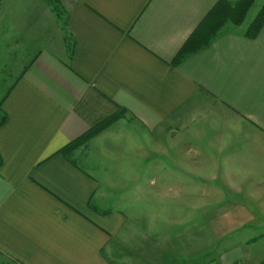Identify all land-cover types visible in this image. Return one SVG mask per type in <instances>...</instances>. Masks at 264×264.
<instances>
[{"label":"crops","instance_id":"1","mask_svg":"<svg viewBox=\"0 0 264 264\" xmlns=\"http://www.w3.org/2000/svg\"><path fill=\"white\" fill-rule=\"evenodd\" d=\"M220 1L54 0V10L43 0L26 19L2 4L0 74L11 69L12 81L0 101L1 256L141 264L142 252L143 264H264V216L251 208L264 211V25L253 39L247 27L226 25L175 63ZM116 113L87 144L95 150L83 153L85 166L60 154ZM120 127L143 134L134 150L150 160L135 184L153 206H224L205 238L193 216L186 236L184 218L162 212L159 223L173 221L174 230L155 236L158 214L104 207L94 152ZM122 251L118 263L109 256Z\"/></svg>","mask_w":264,"mask_h":264},{"label":"rangeland","instance_id":"2","mask_svg":"<svg viewBox=\"0 0 264 264\" xmlns=\"http://www.w3.org/2000/svg\"><path fill=\"white\" fill-rule=\"evenodd\" d=\"M47 1V0H45ZM239 0H237L234 3H231V5L237 3ZM9 4L10 9L7 12V15L10 17H24L26 19L28 16L25 13L33 12L34 15H36V11L45 6V3L43 0H3V2H0V10L2 4ZM56 2V1H55ZM53 0V4L56 7ZM264 4V0H254L253 6L248 11L246 17H244V21L241 24V29H245L250 25V23L254 20L258 12L260 11L261 7ZM24 14V15H23ZM23 15V16H22ZM226 25H231L228 27L229 29L234 26H232V23H226ZM240 30V29H239ZM10 33V32H9ZM4 34V31H3ZM5 37H3L4 39ZM1 39V38H0ZM6 43V41H5ZM1 46V45H0ZM2 48V47H1ZM9 48V50H11ZM45 49V48H44ZM6 50V47L4 48V51ZM27 48L25 52L27 53ZM18 58L21 59V51L16 49ZM31 55L33 54V51H30ZM25 56V65H27V61L29 57L31 56ZM5 56L1 54L0 52V61L2 62V66L4 65ZM16 63H18V60H16ZM12 81V72L11 69L9 71H3L0 74V101L1 98L5 95V93L8 91ZM110 127V126H109ZM128 129L132 131V127L127 126ZM127 128H117L115 131L110 130L108 132V136H106L104 140L109 139V142H106L104 146H99L100 148L94 152V161L97 163V170L94 172L98 177L102 178V181L105 180V184L103 185L105 188H102L100 190L102 201L104 203V207H112L113 204L115 207L120 208L124 213L128 214V211H132L137 215H144L146 212L148 214H158L153 217L154 219H159L158 221H153V235H158L157 232L163 233L165 229H167V232H172L174 230L175 222H163L166 223L163 226L159 223L162 212H169V215H173L174 217L179 216L181 218H184L185 224L182 222L181 225H184L185 227H181L182 230L185 231V235L187 236L188 227L192 223L188 222V220H192V216L195 220L194 224L197 225V227H200V234L202 237L205 233H207V225L209 224V219L214 216V212H219L220 210L224 209V206H218V207H212V206H197L195 208L192 207H184V206H170L169 208L164 207H155L153 206L154 202H148L145 193L143 190H137L139 187H136L135 183H141L140 180L142 178H145L144 173V167L147 160H150L149 158L144 157V154L136 153L134 150L136 147L135 145L138 144V141H143L142 133H134L132 132L127 133ZM106 130V129H105ZM104 130V131H105ZM101 134V133H100ZM114 136H122L118 138L117 140L113 141L112 137ZM89 142L80 145L70 156V159L79 165H83L84 161L82 159L83 153L90 147V145H87ZM91 149L89 150L90 153H92L95 150V147L91 146ZM85 166V164H84ZM144 181H142L143 183ZM130 185H133V190L130 189ZM200 192V191H199ZM174 193H176L174 191ZM224 193V194H223ZM222 193L221 198L223 200L228 196L227 193L224 191ZM207 199V198H205ZM207 203L210 202L208 199L206 201ZM212 202V201H211ZM113 203V204H112ZM202 203L205 204V200L202 201ZM254 209L255 214L258 216V220L261 221V218L259 216V213H261L264 216L263 208H258L257 206L251 207ZM179 222L176 221V224ZM144 225V224H139ZM192 230V227H190ZM198 229V230H199ZM141 230V229H140ZM160 235V234H159ZM205 238V237H204ZM141 237H138L134 239V245L138 248H143V244L141 243ZM260 244H262L261 241H259ZM210 244L209 247H205L206 244L202 247V249L206 248L208 253L212 251V242L208 243ZM133 246V245H132ZM216 247H219V243H216ZM127 249V247L123 248L122 250ZM128 250V249H127ZM128 251H122L120 256H115L113 254H109V256L113 259L114 262L118 263L119 258L122 259L125 257L124 254H126ZM207 254V253H206ZM119 255V254H118ZM210 256V257H209ZM206 257L207 259H213L212 253ZM144 261H142V252L139 254V263L143 264ZM220 262L216 263L219 264ZM0 264H14L11 260H8L7 258H4L0 255ZM223 264V263H222Z\"/></svg>","mask_w":264,"mask_h":264},{"label":"trees","instance_id":"3","mask_svg":"<svg viewBox=\"0 0 264 264\" xmlns=\"http://www.w3.org/2000/svg\"><path fill=\"white\" fill-rule=\"evenodd\" d=\"M1 1L2 0H0V2ZM47 3L52 6L54 10H56L54 7L55 5L53 4V0H47ZM252 4H254V0H239L237 3L231 6L230 3L224 0L216 4V6L206 16L204 21L200 24L199 28L182 46L175 58V63L181 61L187 55L202 49L210 42H212V40L216 37L217 32L226 23L229 22L236 26L241 25L245 19L244 17H246L248 11L253 6ZM263 25L264 4L256 15V17L254 18V20L250 23L247 29H245V36L251 39L255 38L260 32V29ZM119 117V113H116L115 115L95 125L93 128L89 129L87 132H85L84 134L70 142L67 146H65L60 151V154L64 158L70 160V156L73 151H75L80 145L89 142L91 139L99 135L110 125H112L114 121H116Z\"/></svg>","mask_w":264,"mask_h":264}]
</instances>
